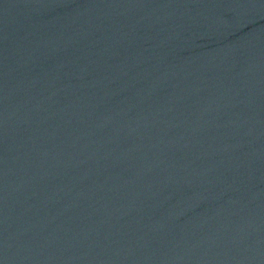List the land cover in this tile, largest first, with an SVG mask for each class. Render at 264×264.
Here are the masks:
<instances>
[{"label":"water","instance_id":"water-1","mask_svg":"<svg viewBox=\"0 0 264 264\" xmlns=\"http://www.w3.org/2000/svg\"><path fill=\"white\" fill-rule=\"evenodd\" d=\"M0 264H264V0H0Z\"/></svg>","mask_w":264,"mask_h":264}]
</instances>
